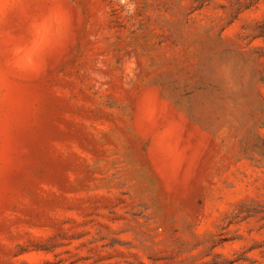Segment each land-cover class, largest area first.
I'll use <instances>...</instances> for the list:
<instances>
[{"label":"rangeland","instance_id":"obj_1","mask_svg":"<svg viewBox=\"0 0 264 264\" xmlns=\"http://www.w3.org/2000/svg\"><path fill=\"white\" fill-rule=\"evenodd\" d=\"M0 264H264V0H0Z\"/></svg>","mask_w":264,"mask_h":264}]
</instances>
